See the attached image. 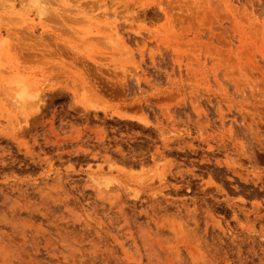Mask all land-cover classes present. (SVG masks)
<instances>
[{
	"label": "rangeland",
	"instance_id": "obj_1",
	"mask_svg": "<svg viewBox=\"0 0 264 264\" xmlns=\"http://www.w3.org/2000/svg\"><path fill=\"white\" fill-rule=\"evenodd\" d=\"M0 264H264V0H0Z\"/></svg>",
	"mask_w": 264,
	"mask_h": 264
},
{
	"label": "bare ground",
	"instance_id": "obj_2",
	"mask_svg": "<svg viewBox=\"0 0 264 264\" xmlns=\"http://www.w3.org/2000/svg\"><path fill=\"white\" fill-rule=\"evenodd\" d=\"M40 11V10H39Z\"/></svg>",
	"mask_w": 264,
	"mask_h": 264
}]
</instances>
